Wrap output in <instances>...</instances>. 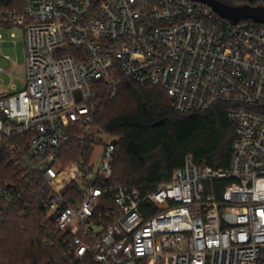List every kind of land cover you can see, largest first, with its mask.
<instances>
[{
	"label": "built area",
	"instance_id": "obj_1",
	"mask_svg": "<svg viewBox=\"0 0 264 264\" xmlns=\"http://www.w3.org/2000/svg\"><path fill=\"white\" fill-rule=\"evenodd\" d=\"M14 29L25 84L0 98V227L41 214L65 264H264V24L197 0H0V32ZM124 81L162 89L179 114L226 105L229 168L187 157L147 193L116 183L117 140L94 117Z\"/></svg>",
	"mask_w": 264,
	"mask_h": 264
},
{
	"label": "trees",
	"instance_id": "obj_2",
	"mask_svg": "<svg viewBox=\"0 0 264 264\" xmlns=\"http://www.w3.org/2000/svg\"><path fill=\"white\" fill-rule=\"evenodd\" d=\"M237 7L235 0H217ZM94 124L116 139L113 169L116 183L143 194L168 182L172 173L191 157L196 165L214 170L229 168L234 125L227 117V106L209 111L179 114L165 91L142 88L124 81L117 96L107 91L100 96ZM11 168L0 146V182L10 178ZM223 183H217L219 188ZM51 229L42 224V215L11 213L0 227V264H65L61 248L43 243ZM79 264H94L86 258Z\"/></svg>",
	"mask_w": 264,
	"mask_h": 264
},
{
	"label": "rangeland",
	"instance_id": "obj_3",
	"mask_svg": "<svg viewBox=\"0 0 264 264\" xmlns=\"http://www.w3.org/2000/svg\"><path fill=\"white\" fill-rule=\"evenodd\" d=\"M15 38H9L7 31H1L3 42H0V67L5 72L0 73V98L20 91L25 84V47L23 34L14 29ZM9 55L10 61H4L1 55ZM105 140L106 136H101Z\"/></svg>",
	"mask_w": 264,
	"mask_h": 264
},
{
	"label": "water",
	"instance_id": "obj_4",
	"mask_svg": "<svg viewBox=\"0 0 264 264\" xmlns=\"http://www.w3.org/2000/svg\"><path fill=\"white\" fill-rule=\"evenodd\" d=\"M197 1L209 6L215 13H217L222 18L231 21L233 24L245 19H251L256 23L264 24V8H253L249 6L232 7L225 5L217 0ZM115 142L116 140H113V143Z\"/></svg>",
	"mask_w": 264,
	"mask_h": 264
}]
</instances>
